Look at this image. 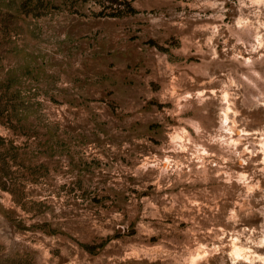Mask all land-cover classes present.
<instances>
[{"label":"rangeland","instance_id":"374dc122","mask_svg":"<svg viewBox=\"0 0 264 264\" xmlns=\"http://www.w3.org/2000/svg\"><path fill=\"white\" fill-rule=\"evenodd\" d=\"M0 264H264V0H0Z\"/></svg>","mask_w":264,"mask_h":264}]
</instances>
